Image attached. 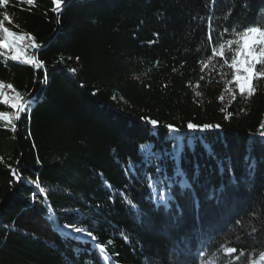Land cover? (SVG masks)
<instances>
[{"label":"trees","instance_id":"obj_1","mask_svg":"<svg viewBox=\"0 0 264 264\" xmlns=\"http://www.w3.org/2000/svg\"><path fill=\"white\" fill-rule=\"evenodd\" d=\"M4 15L24 39L17 60L0 48V91L33 102L15 117L0 98V264L264 256V77L241 94L228 44L264 29V0H8Z\"/></svg>","mask_w":264,"mask_h":264},{"label":"snow or ice","instance_id":"obj_2","mask_svg":"<svg viewBox=\"0 0 264 264\" xmlns=\"http://www.w3.org/2000/svg\"><path fill=\"white\" fill-rule=\"evenodd\" d=\"M62 2L64 0H52V3L55 7V9H60L62 6ZM8 0H0V5H7ZM28 5L33 4V0H27ZM9 17L8 15H4L3 20H0V32L3 33V42L0 43V48L7 47L12 48L14 44H16V41L23 40L24 38L22 36L17 35L16 33L9 30L8 27H4V21H8ZM227 31V30H225ZM238 39L237 40H228V44H236V54L233 56L231 67L235 69V83L239 87V91L241 94H247V96H252L255 91L256 87L253 84L254 78L258 75L260 77H264V29L258 26H249L244 28L242 32L237 33ZM31 47L33 49L39 48L38 44H32ZM223 47V46H221ZM221 55H224L223 52H221ZM240 57V58H238ZM19 57L17 55H12V60H17ZM227 57L225 56V60ZM26 63L34 64L37 68L41 67V63L35 59H28L25 61ZM261 66V70L259 72L256 71L257 66ZM8 87H12L11 85H8ZM199 95V93H197ZM7 97H5V103H7ZM31 97H28L26 99L22 98L20 104L14 103L12 105L13 108H16L18 112L24 111V105L27 104L30 108V104L32 103ZM151 125L153 128H159L160 124L157 120H147L146 126ZM186 129L190 132H207L210 130H216L220 128V125H211V124H204V125H196L192 122H188L186 124ZM167 129L170 133H174L179 131L175 126L173 125H167ZM205 151L212 156L215 157L214 152L209 151L208 148H205ZM171 158L174 161H179L182 159L180 146H176V151L171 154ZM177 171L181 174V179L179 181L180 186L182 188H190V184H187V182L183 179V176L185 175L183 173L182 166L177 169ZM151 186H157L156 182L154 181ZM158 187V186H157ZM158 197L161 201H164L167 199H174V197L171 196V192L165 194L160 193L158 189ZM130 210H136L137 206L135 204L129 205ZM135 214V213H134ZM142 214V213H141ZM76 232H81L82 229L76 228ZM90 234V233H89ZM235 249L229 248L228 252H234Z\"/></svg>","mask_w":264,"mask_h":264},{"label":"rangeland","instance_id":"obj_3","mask_svg":"<svg viewBox=\"0 0 264 264\" xmlns=\"http://www.w3.org/2000/svg\"><path fill=\"white\" fill-rule=\"evenodd\" d=\"M2 42H3V33L0 32V43H2ZM3 48H5V51H6V53H5V57H7V58H11L12 55H13V53H14V54L17 53V49H16V47H14V46H12V48H7V47H3ZM238 58H240V57H238ZM234 82H235V80H234ZM235 84H236V83H235ZM236 86H237V85H236ZM237 88H238V90H239V87H238V86H237ZM5 97L8 98L9 103H10L11 106H12L14 103H16L17 98H16V96L12 93L10 87H8V86H3V87H2V90L0 91V98L5 99ZM16 104H17V103H16ZM14 109H15V108H14ZM73 233L76 234L77 232L74 231ZM78 235H81V234L78 233ZM251 264H264V256L260 257L259 259H257L256 261L252 262Z\"/></svg>","mask_w":264,"mask_h":264},{"label":"water","instance_id":"obj_4","mask_svg":"<svg viewBox=\"0 0 264 264\" xmlns=\"http://www.w3.org/2000/svg\"><path fill=\"white\" fill-rule=\"evenodd\" d=\"M39 45V47H41L42 45H40V44H38ZM34 49H32V51H33ZM28 95H26L25 96V98L27 97ZM24 98V97H23ZM22 99V98H21ZM21 99L18 101V103L17 104H20V102H21ZM15 117H17V115H18V111H17V109L15 108ZM15 176H16V178H17V180L19 181L20 180V176L18 175V173L15 171Z\"/></svg>","mask_w":264,"mask_h":264},{"label":"bare ground","instance_id":"obj_5","mask_svg":"<svg viewBox=\"0 0 264 264\" xmlns=\"http://www.w3.org/2000/svg\"><path fill=\"white\" fill-rule=\"evenodd\" d=\"M24 98H25V96H24ZM21 103V102H20Z\"/></svg>","mask_w":264,"mask_h":264},{"label":"clouds","instance_id":"obj_6","mask_svg":"<svg viewBox=\"0 0 264 264\" xmlns=\"http://www.w3.org/2000/svg\"><path fill=\"white\" fill-rule=\"evenodd\" d=\"M5 57V56H4ZM6 58V57H5Z\"/></svg>","mask_w":264,"mask_h":264}]
</instances>
